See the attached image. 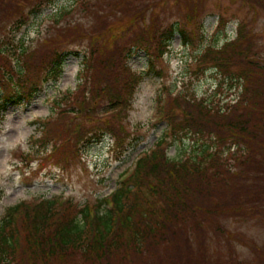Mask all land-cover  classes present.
Returning a JSON list of instances; mask_svg holds the SVG:
<instances>
[{
  "label": "trees",
  "instance_id": "obj_1",
  "mask_svg": "<svg viewBox=\"0 0 264 264\" xmlns=\"http://www.w3.org/2000/svg\"><path fill=\"white\" fill-rule=\"evenodd\" d=\"M164 1L102 0L104 6L92 11L89 0H79L83 12L98 16V24L85 28L80 19L63 18L72 8L61 11L49 26L55 35L39 60L44 53L32 50L33 55H26L29 49L15 31L45 3L37 0L30 6L27 21L16 19L20 26L14 32L9 23L0 25V59L11 63L0 65V122L7 103L28 105L41 86L57 81L70 55L82 60L80 98L70 100L71 93L64 91L52 99L49 116L38 119V135L30 136L27 151L16 154L24 166L42 170L52 165L48 161L67 164L68 156L105 136L125 153L130 134L121 130L122 121L142 76L130 69L128 59L134 51H144L154 71L175 33L183 45L193 46L207 4ZM252 1L256 5L260 0ZM222 16L215 30L226 28ZM252 22L240 21L236 37L225 38L221 46L204 43L197 58L198 69L212 67L219 76L217 85L225 82L234 98L224 103L213 95L167 92L164 100L159 98L166 133L130 170L118 175L107 196L91 205L54 195L5 209L0 218V264H217L219 258L240 264L239 256L232 254L234 247L247 245V239L249 246L256 245L251 236L244 238L233 228L231 220L264 217V54L249 27ZM103 95L107 99L101 106ZM65 112L69 116L64 117ZM103 114L100 122L94 121ZM187 135L201 140L199 154L168 156L169 143ZM209 237L228 249L227 259L221 252L208 254ZM252 252L255 264H264V250Z\"/></svg>",
  "mask_w": 264,
  "mask_h": 264
},
{
  "label": "rangeland",
  "instance_id": "obj_2",
  "mask_svg": "<svg viewBox=\"0 0 264 264\" xmlns=\"http://www.w3.org/2000/svg\"><path fill=\"white\" fill-rule=\"evenodd\" d=\"M36 1L16 0L11 3L9 0H0V25L9 23L11 31L14 32L15 26H20L16 19L23 22L27 10L30 6H34ZM39 1L45 3L43 4L44 8L42 7L40 12L32 15L19 32L15 31L19 42L29 49V53L26 55H33L32 50L36 53L46 52L47 46L52 41V35H55L49 26L54 25V20L61 11L63 13L68 8L69 10L72 8L70 14L63 18L80 19L85 28H93L91 22L98 24V16L93 15L90 11L83 12L78 4L79 0ZM112 1L115 3L119 0ZM206 1L207 4L202 10V19L198 22L199 27L192 37L193 46L183 45L180 35L175 33L169 49L156 60L154 71L149 70L148 57L144 51H134L128 59L130 69L142 73V76L135 88L131 106L127 109L122 121L121 130L130 134L124 144L125 147L129 140L130 144L125 153L121 154L110 136H105L103 140L80 149L77 155L68 156L69 162L66 164L63 161L60 166L55 165L56 163L53 161H48L52 165H47L42 170L35 169L36 165L24 166L22 160L16 156L20 151L28 150L30 136L38 135V119L49 116L52 99L59 97L60 93L64 91L71 93L68 97L70 100L80 98L81 87H77L82 62L80 55H70L65 60L63 73L59 79L54 82L49 81L41 86L36 98L27 106L7 103V109L3 112L4 118L0 122V218L6 208L22 200H39L43 197L61 195V198L71 197L79 204L88 202L92 205L98 198L111 193L116 187L118 175L130 170L137 157L142 152L150 150L158 138L166 133L165 120L159 118L162 104L159 98L164 100L167 92L171 95L181 91L187 95L193 94L196 98L213 95L215 100L221 99V102L224 103L230 98H234L233 92H230L231 90L225 82L217 85L219 76L215 75L212 67L202 66L201 69H198L197 58L198 55L200 56L204 43H216L221 46L225 38L233 40L237 35L236 29H238L239 22L245 18H250L253 21L249 27L257 35L256 42L260 52L264 54V0H258L259 3L257 2L256 5L252 0ZM134 2L137 4L138 0H134ZM168 2L171 3V1ZM88 4L92 11L99 9V4L104 6L102 0H89ZM166 7H169L168 10H173L170 6L166 5ZM20 12H22L20 15L14 16ZM220 13L221 16L223 15L224 21L227 22V26L225 29L219 27L215 30ZM158 18L162 19V15L159 14ZM201 28L202 32H200ZM65 31L61 33L63 34ZM201 34L205 38L204 40H200ZM121 40L119 39V41ZM81 42L85 41L81 40ZM103 44L104 40H101L99 45L103 46ZM51 46L55 45L52 43ZM44 55L45 53L37 57V60L43 58ZM0 65L10 66V59L1 58ZM155 69L159 70L158 74ZM101 97L99 102L102 106L107 97L104 95ZM76 103H79V99ZM106 115H99V119H94V121L100 122V118ZM63 116L67 117L69 114L65 112ZM200 145L201 140H194L187 135L179 137V139L176 138L173 144L169 143L166 152H168V156L175 159L189 154L198 155ZM63 164L66 165V168H61ZM230 223L233 224V228L240 230L244 238L251 236L252 243L256 245L249 246L250 241L247 239V245L234 247L233 256H239L240 264H255L252 249L256 248L258 253L259 248L264 250V217L251 221L237 218L235 222L231 220ZM207 241L211 246V248L208 247V254L212 253V256H216L218 252H221L223 258L227 259L228 249L216 245L212 237H209ZM217 264L225 263L219 258Z\"/></svg>",
  "mask_w": 264,
  "mask_h": 264
}]
</instances>
